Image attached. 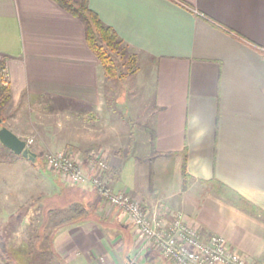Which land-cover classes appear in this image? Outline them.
I'll list each match as a JSON object with an SVG mask.
<instances>
[{
    "label": "crops",
    "instance_id": "obj_1",
    "mask_svg": "<svg viewBox=\"0 0 264 264\" xmlns=\"http://www.w3.org/2000/svg\"><path fill=\"white\" fill-rule=\"evenodd\" d=\"M89 5L137 56V72L109 77L84 24L54 0H0L5 115L27 129L7 127L39 134L43 149L70 147L85 164L102 155L113 192L139 198L152 217L182 213L204 239L224 236L264 263V214L203 183L220 182L264 213V0ZM20 179L32 186L31 174ZM19 262L169 264L142 248L127 215L89 182L0 186V264Z\"/></svg>",
    "mask_w": 264,
    "mask_h": 264
},
{
    "label": "built area",
    "instance_id": "obj_2",
    "mask_svg": "<svg viewBox=\"0 0 264 264\" xmlns=\"http://www.w3.org/2000/svg\"><path fill=\"white\" fill-rule=\"evenodd\" d=\"M26 142L31 149L33 140ZM46 162L68 182H89L105 206L117 207L127 215L142 248L161 255L169 264H264L249 260L224 236L214 234L204 239L197 227L185 221L182 213H173L169 220L152 217L139 198L113 192L106 180L109 164L100 154H90L88 170L66 152L50 153Z\"/></svg>",
    "mask_w": 264,
    "mask_h": 264
},
{
    "label": "trees",
    "instance_id": "obj_3",
    "mask_svg": "<svg viewBox=\"0 0 264 264\" xmlns=\"http://www.w3.org/2000/svg\"><path fill=\"white\" fill-rule=\"evenodd\" d=\"M67 12L77 17L85 27V35L88 46L95 53L105 71L112 79L128 77L138 70L137 56L130 53L128 46L119 37L117 32L106 25L100 17L91 9L89 0H54ZM12 100L10 83L7 79V63L5 58L0 57V117L4 121V112ZM158 153L155 151L154 155ZM152 160V158H151ZM191 179L187 173L186 164L183 166V185L186 189ZM212 186L218 192L225 193L235 203L255 214H264L261 209L243 198L238 193L231 191L225 185L217 181L204 182ZM94 188V187H93ZM73 205L72 211L78 209L83 214L85 208L82 205ZM23 264V263H21ZM40 264V263H37Z\"/></svg>",
    "mask_w": 264,
    "mask_h": 264
},
{
    "label": "rangeland",
    "instance_id": "obj_4",
    "mask_svg": "<svg viewBox=\"0 0 264 264\" xmlns=\"http://www.w3.org/2000/svg\"><path fill=\"white\" fill-rule=\"evenodd\" d=\"M114 80V79H113ZM125 100V99H124ZM126 101L119 103V108L124 111L127 107L125 104ZM113 104V110H114V99L112 100ZM6 111V109H5ZM4 121L1 124V126H15L17 128L22 127V121L11 119V117H6L4 112ZM22 129H27L26 127H22ZM20 138L24 140H33L31 143V149L37 154V157L34 162L30 161L27 158H24L22 156H15L14 152L10 149L6 148L1 142H0V186L1 188L5 187L6 184H16L17 188L21 187V189H46L50 190L55 188L56 186L63 188L65 190L69 189V185H78L80 183H71L68 182L66 179L63 178L61 174H59L55 169L49 168L48 164L46 162V156L50 153H58V152H66L69 153L71 156L75 158V160L80 161L83 163L84 169H89V164L84 163V160L80 154V152L75 151L74 149L68 147V149H53V148H40V144L38 145L37 140L39 139V134L37 133H23L18 135ZM17 157V158H15ZM16 159V162L11 160ZM7 161V162H6ZM31 170V172H29ZM31 174L32 181H31V187L29 186V183H23V179L21 181L20 178H26L29 177ZM23 184V186H22ZM60 184V185H59ZM63 186H62V185ZM108 207V206H106ZM22 262H19L17 264H21ZM39 262H35L32 264H37ZM16 264V263H15ZM23 264H31V263H24Z\"/></svg>",
    "mask_w": 264,
    "mask_h": 264
},
{
    "label": "water",
    "instance_id": "obj_5",
    "mask_svg": "<svg viewBox=\"0 0 264 264\" xmlns=\"http://www.w3.org/2000/svg\"><path fill=\"white\" fill-rule=\"evenodd\" d=\"M2 123L3 120L0 117V142L6 148L13 151L16 155H20L34 162L37 157V154L34 151H32V149L27 147L26 140L20 138L7 126H1ZM133 264H138V263H133Z\"/></svg>",
    "mask_w": 264,
    "mask_h": 264
}]
</instances>
